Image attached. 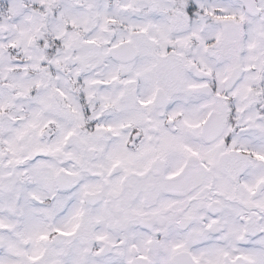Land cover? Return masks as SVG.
Instances as JSON below:
<instances>
[{"label":"snow or ice","instance_id":"obj_1","mask_svg":"<svg viewBox=\"0 0 264 264\" xmlns=\"http://www.w3.org/2000/svg\"><path fill=\"white\" fill-rule=\"evenodd\" d=\"M0 264H264V0H0Z\"/></svg>","mask_w":264,"mask_h":264}]
</instances>
